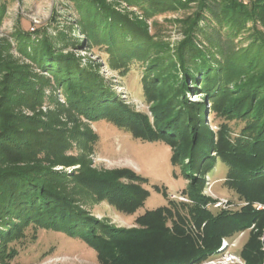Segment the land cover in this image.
Returning <instances> with one entry per match:
<instances>
[{"label": "trees", "instance_id": "obj_1", "mask_svg": "<svg viewBox=\"0 0 264 264\" xmlns=\"http://www.w3.org/2000/svg\"><path fill=\"white\" fill-rule=\"evenodd\" d=\"M73 1L80 18L53 39L22 31L15 47L0 39V264H11L18 251L9 244L32 225L82 239L102 264L201 263L254 226L240 255L263 264L264 210L255 205L264 204V0H119L142 17L108 0ZM189 8L194 12L178 20L183 39L175 48L149 33L155 15ZM246 33L249 43L238 46ZM95 45L107 48L115 69H144L153 121L115 93L99 65H84L74 52ZM200 90L203 103L187 98ZM207 102L240 132L226 124L211 130ZM103 118L172 148V164L191 179L189 201L146 211L130 229L95 217L91 208L103 201L132 214L150 196L149 180L132 169L94 167L98 136L89 122ZM219 161L249 205L207 207L215 200L204 194L206 177Z\"/></svg>", "mask_w": 264, "mask_h": 264}, {"label": "rangeland", "instance_id": "obj_2", "mask_svg": "<svg viewBox=\"0 0 264 264\" xmlns=\"http://www.w3.org/2000/svg\"><path fill=\"white\" fill-rule=\"evenodd\" d=\"M108 2L120 11L135 13L140 17L144 15L139 7L131 8L126 3L119 4V0ZM194 10L189 8L155 15L147 21L149 33L156 41L170 44V47L175 48L183 39L178 20L191 15ZM0 16V39L8 38L14 47L15 34L18 31L30 33L32 39L47 37L53 39L59 31L68 30L66 27L75 25L76 20L80 18L73 0H0ZM72 32L71 30L72 37H82ZM249 36L248 33L242 34L236 40V44L240 47L246 46L250 41ZM82 49L74 52L82 58L84 65L86 63L99 65L101 77L115 93L135 112L145 114L153 121L152 104L145 92L144 69L139 64H133L124 73L122 69L112 67L111 57L105 46L95 45L88 50ZM13 52L17 57H22L16 48ZM205 97L201 90L187 94L190 101L197 103H203ZM210 104L206 103V121L211 130L216 133L222 124H226L232 134L240 132L241 126L236 121L221 118ZM89 123L98 136L94 145L95 152L90 155L94 167L103 170L132 169L149 180L144 186L150 191L144 207L135 213L124 212L108 201H103L92 206L91 212L95 217L116 224L117 227L130 229L140 226L136 220L146 211L171 206L170 200L189 201L185 193L191 179L182 175L180 166L172 164V148L162 142H149L137 138L127 128L116 126L106 118ZM72 170L74 168L71 167L70 171ZM227 176L228 168L219 161L213 173L206 177L204 194L215 200L212 202L213 205L208 204V208L228 210L249 205L247 202L242 204L239 201L236 192L229 186ZM156 186L167 191L168 199L155 189ZM255 206L257 210H264V204L257 203ZM168 223L172 225L171 221ZM253 228L254 226L231 239H226L219 254L197 264H246L240 253L244 244L251 240ZM261 240L264 241V234ZM9 245L18 251L11 264H102L96 250L82 239L69 237L62 231L41 228L36 230L33 225L26 227L24 236Z\"/></svg>", "mask_w": 264, "mask_h": 264}, {"label": "built area", "instance_id": "obj_3", "mask_svg": "<svg viewBox=\"0 0 264 264\" xmlns=\"http://www.w3.org/2000/svg\"><path fill=\"white\" fill-rule=\"evenodd\" d=\"M251 0H244V4H248Z\"/></svg>", "mask_w": 264, "mask_h": 264}]
</instances>
